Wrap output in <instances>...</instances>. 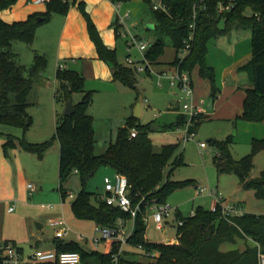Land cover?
I'll list each match as a JSON object with an SVG mask.
<instances>
[{"label": "trees", "instance_id": "obj_1", "mask_svg": "<svg viewBox=\"0 0 264 264\" xmlns=\"http://www.w3.org/2000/svg\"><path fill=\"white\" fill-rule=\"evenodd\" d=\"M129 0H114L127 2ZM18 0H0V12L11 9ZM149 4L152 0H147ZM168 13L155 11V30L158 38L147 51L145 57L150 63H158L163 56L165 44L163 37L171 40L176 49V58L172 66L178 63V50L187 43L191 45L189 55L180 65L182 70L192 74L198 70L201 78L207 79L211 87V98L217 99L219 89L216 85L215 70L206 62L208 42L233 28L249 29L252 33L251 59L240 67L249 75L252 87L245 90L242 114L238 117L247 122L264 121V0H163ZM203 2L207 10L200 11L195 21L192 20L193 6ZM73 3L69 0H50L46 2V11L30 14L25 20L8 23L0 17V136L1 126H19L25 130L32 124L28 108L32 104V94L36 84L43 79L47 68L44 57L37 56L34 64L26 69L19 63L18 55L12 51V44L23 41L32 46L37 29L48 22L56 14L67 15ZM228 11L219 12L220 6H228ZM87 22L88 33L96 47L100 60L113 69V78L123 85L136 88V73L131 68L119 63L116 50L107 47L84 3L78 5ZM153 8V6H152ZM251 8L252 15H246ZM118 19L113 23L117 32ZM194 23V28L191 25ZM221 23L223 24L221 26ZM192 35V39H190ZM58 87L56 99L67 103L72 95L82 93L81 102L74 105L75 113L65 116L56 123L55 137L60 146L59 160V191L63 199L67 192L63 184L76 173L82 184L81 191L72 202V210L78 219L92 220L96 226L112 227L118 218L128 219L129 214L116 207L107 205L100 197L93 202V194L87 191L88 181L101 167H111L117 174L128 178L131 197L135 203L145 198V203L157 199L165 203L170 193L193 182L164 180L165 168L170 163L178 144H164L160 152L154 150V144L149 136L150 127L138 123L137 119L128 118L126 125L119 129L117 139L110 143L105 153L95 152V135L93 118L88 110L92 102V92L86 91L83 76L75 70H58L56 74ZM208 119L201 114L194 128ZM185 122L180 115L176 122L168 128L177 129ZM136 129L138 135L130 138V131ZM21 142V141H20ZM17 141L8 138L4 147H16ZM220 149L216 157V166L221 174H236L248 189H253L258 198L264 199V170L260 177L251 178L253 156L264 149V138L252 141V153L240 159H235L231 153L232 137L226 141H215ZM25 150L33 151L42 156L45 144L33 145L21 142ZM182 158L173 165L181 164ZM180 235L178 244L149 243L145 240L146 221L142 215L136 219V226L129 240L130 246L143 245L152 252L153 257L147 261L128 258V253L122 257L120 264H259V254H264V215L244 213L231 217L232 222L221 215V210L212 212L210 209L198 207L193 216L177 215ZM239 240H252L255 245L246 244L244 250L234 249L227 252L221 250L225 243L237 244ZM105 253L88 250L76 242H57L59 252H78L81 264H112L111 254L116 250V242H107ZM27 264H59L56 262H29Z\"/></svg>", "mask_w": 264, "mask_h": 264}, {"label": "rangeland", "instance_id": "obj_2", "mask_svg": "<svg viewBox=\"0 0 264 264\" xmlns=\"http://www.w3.org/2000/svg\"><path fill=\"white\" fill-rule=\"evenodd\" d=\"M118 3L120 4L119 18L126 17L124 21L125 28L134 36H137L141 42L148 44V51L158 38V32L155 30L156 19L152 8L155 1H152L151 4L147 0H129ZM245 13L246 15H252L251 8H248ZM48 22L42 25L48 24ZM117 38L119 63L125 64L128 55L137 63L145 59L147 51L142 54L135 47L129 49L125 38L119 35H117ZM163 41L165 44L163 56L158 63H150V74L148 72L136 73L137 83L135 89L121 83L109 87L107 85L102 86L103 83H99L97 88L90 90L85 87L86 91L92 92V102L88 113L93 118L96 154H104L109 144L116 141L119 129L124 127L126 119L132 115L131 109L136 99L142 97L143 115L138 123L150 127L149 136L153 141L154 150L160 152L164 144H178L170 163L165 168L164 180L169 178L171 181L193 182L170 193L166 200L169 205L173 208L178 207L180 213L185 217L195 213L200 206L210 209L212 200L209 195L207 193L197 195L199 187H206L207 189L218 190L229 204L239 206L243 213L264 215V199L258 198L255 190L248 189L241 184L236 174H221L218 172L216 157L220 149L215 143V141H226L233 135L235 142L231 146L232 156L235 159L247 156L252 153V141L262 139L259 136L260 131L257 129L254 136L252 135L253 131H247L245 129L246 125H244V129L239 134H235L236 123L240 121L244 124L253 123L263 126L264 121L247 122L235 117L229 120L220 117V114H213L209 110V106L213 104V99L208 96L203 98L204 100L198 101L202 110L207 111L208 119L198 126L194 138L184 142V132L168 128L176 122L179 114V110L174 107H177V105L180 107L185 103L183 101L184 94L178 88L171 87L166 79H162V86L159 85L158 76L164 72L158 69L164 67L165 72L172 71L173 66L169 64L176 58V49L172 46L170 38L163 37ZM14 44L13 48L18 55L19 63L25 66L26 69L34 64L37 56L44 57L48 64L49 58L44 54V51H39L36 48L34 42L32 46H28L23 41H16ZM44 76L50 81L56 79L55 73H52L49 77L46 70ZM242 77L244 80L241 82V89L247 83L251 87L250 78L247 75H242ZM201 80L208 84L207 79L194 73L195 84L199 86ZM53 88V85L49 87L48 85L41 86L39 99H32V104L27 110L32 118L29 129L25 130L22 127L10 125L1 126L0 242L15 241L18 246L23 247L25 254L28 255L36 248H52L56 231L55 227L48 225V221L50 218L63 217L73 232L69 239L74 238L76 240L78 234L82 235L86 240H77L81 247L105 253L108 251L106 241L95 244L91 240L96 236L95 222L78 219L73 213L72 202L82 189L78 174L73 173L63 184V188L68 194L63 207L60 206L63 202L59 191L58 177L60 147L59 142L54 137L56 123L65 115L66 103L56 99ZM82 99L83 94L76 93L72 95L71 101L77 104ZM237 107L239 108V106ZM10 137L18 143L16 147H10L6 150L4 145ZM20 141L33 145L45 144V151L42 156H39L36 152L25 150ZM201 143H204L205 147H201ZM180 158H182L181 164L173 165ZM17 164L18 170H27L26 175L19 183H16L14 178L12 179L11 174L13 170L17 169ZM263 170L264 149L253 156L251 178L260 177ZM116 174L113 168L104 166L88 181L86 189L93 194L94 203L97 202L96 197H101L106 193L105 177L114 179ZM40 180L47 184L48 195L36 194L34 197H30L29 193H23V183H26V186L30 183L36 189L37 181ZM50 194H54L57 201H54ZM48 205H52L54 209L46 208ZM10 207L14 209L11 212L9 211ZM38 215L40 218L31 219V217H38ZM177 215L176 212H173L167 219L170 224L174 225L170 227L168 236H164L163 231L157 229L156 223L150 217L145 225V240L149 243H165L174 238L178 234ZM127 221L126 235L128 236L133 230V220L127 219ZM39 224L43 225L42 229H39ZM39 240H42V243L37 246ZM246 244L248 246L255 245L252 240L247 242L239 240L237 244H223L221 250L223 252L234 249L244 250ZM125 251L128 253V258L133 260H148L136 247L128 245Z\"/></svg>", "mask_w": 264, "mask_h": 264}, {"label": "crops", "instance_id": "obj_3", "mask_svg": "<svg viewBox=\"0 0 264 264\" xmlns=\"http://www.w3.org/2000/svg\"><path fill=\"white\" fill-rule=\"evenodd\" d=\"M46 2L50 0H45ZM73 3L69 13L67 15L56 14L48 24H44L37 29L35 35V46L39 51H44V54L49 58L47 64L46 72L47 76H51L52 73L56 74L59 70V65H62L65 70H75L78 71L85 80V87L87 90L97 88L98 84L114 86L118 81H115L113 78V69L104 61L100 60L96 51L94 43L91 41L87 22L83 17L81 11L79 10L78 5L84 3L86 11L90 15L94 24L96 25L105 45L112 50H118V38L113 28V23L116 19L119 18V3L114 2V0H69ZM35 0H18L17 4L14 5L11 9L0 12V17L8 22L12 23L15 21L25 20L30 14L40 13L46 11V2L37 4L34 3ZM223 24L221 23V26ZM15 43V42H14ZM12 44V51L14 50V45ZM208 52L206 57V62L209 66L213 67L215 70L216 85L219 89V95L217 100H213L212 106H209V110L213 114H220V117L231 120L232 118L239 119L238 117L242 114L243 110V100L245 98V90L250 88L247 84L243 85L241 82L244 80L242 75L248 74L240 70V67L245 65L252 56V33L249 29L243 28H233L229 32L219 35L216 39H211L208 42ZM16 53V52H15ZM17 54V53H16ZM129 56V55H128ZM173 62V61H172ZM171 62V63H172ZM171 63L169 65H171ZM126 65V62L125 64ZM158 70L165 72V68H159ZM167 72V71H166ZM169 72V71H168ZM194 73L198 74V70H195L191 75L194 83L195 89V100L198 102L205 97H211V87L208 81V84H205L203 80L199 82V86L194 82ZM57 81H50L43 74V79L40 83L36 84L34 87V96L33 100L39 99V89L41 86L48 85L54 86V94L57 89ZM248 86V87H246ZM252 87V86H251ZM142 100V97L136 99L131 111L132 115L128 118H134L139 120L143 115V105L141 102V116L139 118L134 117V109L136 104ZM204 100V99H203ZM76 103L73 102V105ZM67 105V103H66ZM239 106V108L237 107ZM176 110H179L178 117L181 115L180 107L177 105ZM66 109V106H65ZM204 110V109H203ZM204 110L203 114L208 116L207 111ZM209 117V116H208ZM127 118V119H128ZM126 119V122H127ZM176 119V121H177ZM125 122V125H126ZM124 125V126H125ZM246 125V130L251 132L252 135H256L257 129L260 131V138H264V125H258L253 123H246L237 121L235 127V134H239ZM156 129V128H155ZM233 142L235 138L232 135ZM60 147V146H59ZM59 160H60V151L58 157V171H59ZM27 170H13L12 179L14 178L16 183L22 181L23 177L26 175ZM23 174V176H22ZM17 179V180H16ZM30 184V183H29ZM36 189L30 197H34L36 194L39 195H48L46 189V183L37 181ZM26 183L22 185V191L24 194L29 193ZM40 187V188H38ZM61 195V193H60ZM197 195L198 192H197ZM54 201H57V198L54 194H50ZM210 197V196H209ZM62 198V196H61ZM61 207L65 203V199L62 198ZM11 208V207H10ZM48 208V207H46ZM174 211L177 214L180 213L179 208ZM54 209V208H49ZM181 214V213H180ZM182 215V214H181ZM42 216V214H40ZM40 218L33 216L31 219ZM54 218H50V221ZM166 218L164 220V229L163 235L168 236L170 234V227L174 226L169 223ZM178 220V219H177ZM128 224V223H127ZM43 225L39 224V229H42ZM55 227V231H56ZM71 236V235H70ZM177 236V235H176ZM77 238V236H76ZM78 239L67 237L62 240V242H76ZM170 240V239H169ZM16 244L15 241H11ZM54 246L52 248L56 250L57 242L55 236L53 238ZM42 240L36 244L41 245ZM166 243V242H165ZM17 245V244H16ZM18 246V245H17ZM25 253L23 247L18 246Z\"/></svg>", "mask_w": 264, "mask_h": 264}, {"label": "built area", "instance_id": "obj_4", "mask_svg": "<svg viewBox=\"0 0 264 264\" xmlns=\"http://www.w3.org/2000/svg\"><path fill=\"white\" fill-rule=\"evenodd\" d=\"M155 1L153 4V9L155 11H163L168 13V9L164 4L163 0H152ZM45 0H35L34 3L41 4L45 3ZM231 6L226 7L220 6L219 12H225L230 10ZM207 10V6L203 2L195 3L193 6L192 20L195 21L198 13L200 11ZM128 17V15H127ZM126 17L118 18V30L117 35L122 36L126 39V43L129 49L135 47L142 54H144L148 49V44L141 42L137 36H134L125 28L124 21ZM194 28V23L191 25ZM192 39V35L190 37ZM191 45L187 43L183 48L178 50V63L173 66V70L170 72H164L159 74V85L162 86V79H166L171 87L178 88L183 92V101L185 103L180 106L181 115L185 117V122L182 126L178 127L177 130L184 132L183 141L187 142L195 137L196 130L193 129L198 117L203 114L202 107L195 100V89L192 79V75L185 70L180 68V65L186 60L189 55ZM126 66L131 67L135 73H145L150 74V62L146 59L137 63L130 55L126 59ZM63 66L59 65V70H63ZM138 135L136 129L130 131V138H135ZM201 147H205L204 143H201ZM105 194L100 198L107 205L119 208L124 213L129 214L128 219L133 220V230L130 235H126L127 219L118 218L115 225L112 227H101L96 226V236L91 240L95 244L101 242L115 241L116 250L111 254L112 264H120L122 257L126 255L125 248L130 245L129 240L132 237L135 226L136 219L139 215L143 216L145 221H148L150 217L156 223L158 230L164 229V220L168 218L177 208H173L167 202L159 203L157 199L145 203V198L140 202L135 203L131 197V186L128 178L122 174H116L114 179L110 177H105ZM29 195H32L35 191V187L31 184L27 186ZM198 194H208L212 200L210 210L212 212H217L221 210V215L226 220L232 222L231 217L241 216L244 213L240 210V207L234 204H229L223 195L216 189H207L206 187H199ZM48 208H53L52 205H48ZM13 207L9 208V211H13ZM194 213L191 215L193 216ZM183 224L182 220L178 221V225ZM50 225L56 227L55 238L58 241H62L69 237L73 232L68 226L67 222L63 217L54 218L50 221ZM79 241H85L86 238L82 235H77ZM180 235L177 234L174 238H171L166 243L167 244H178ZM137 249L141 251V254H145L146 257L152 258V252L146 250L143 245L136 246ZM29 262H56L59 264H81V256L78 252L64 251L59 252L53 249H39L36 248L34 251L28 255L25 254L21 248H19L15 243L11 241L0 242V264H27ZM259 264H264V254H259Z\"/></svg>", "mask_w": 264, "mask_h": 264}, {"label": "water", "instance_id": "obj_5", "mask_svg": "<svg viewBox=\"0 0 264 264\" xmlns=\"http://www.w3.org/2000/svg\"><path fill=\"white\" fill-rule=\"evenodd\" d=\"M141 102H142V100H140L135 106V109H134V117L135 118H139L141 116ZM74 113H75V107L73 105V102L71 100H69L67 102V105H66L65 116L70 117Z\"/></svg>", "mask_w": 264, "mask_h": 264}]
</instances>
